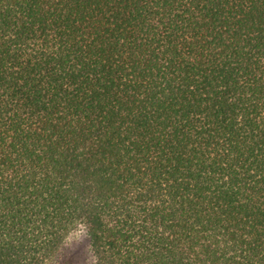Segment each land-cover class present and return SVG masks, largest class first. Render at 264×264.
Segmentation results:
<instances>
[{"label": "trees", "instance_id": "1", "mask_svg": "<svg viewBox=\"0 0 264 264\" xmlns=\"http://www.w3.org/2000/svg\"><path fill=\"white\" fill-rule=\"evenodd\" d=\"M264 264V0H0V264Z\"/></svg>", "mask_w": 264, "mask_h": 264}, {"label": "clouds", "instance_id": "2", "mask_svg": "<svg viewBox=\"0 0 264 264\" xmlns=\"http://www.w3.org/2000/svg\"><path fill=\"white\" fill-rule=\"evenodd\" d=\"M88 238V224L83 220H77L63 236L62 247L71 248L73 245H80ZM84 251L86 253L85 264H99V256L91 243L85 246ZM47 264H55L54 258H50Z\"/></svg>", "mask_w": 264, "mask_h": 264}, {"label": "rangeland", "instance_id": "3", "mask_svg": "<svg viewBox=\"0 0 264 264\" xmlns=\"http://www.w3.org/2000/svg\"><path fill=\"white\" fill-rule=\"evenodd\" d=\"M89 244L86 239L80 245H73L71 248H61L55 264H85V246Z\"/></svg>", "mask_w": 264, "mask_h": 264}]
</instances>
